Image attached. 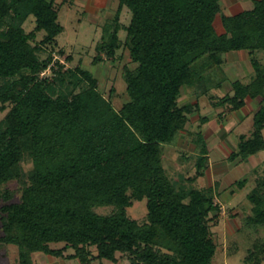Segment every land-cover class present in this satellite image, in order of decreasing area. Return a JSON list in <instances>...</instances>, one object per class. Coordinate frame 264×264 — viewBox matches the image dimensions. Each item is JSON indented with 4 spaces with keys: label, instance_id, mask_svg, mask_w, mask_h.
Listing matches in <instances>:
<instances>
[{
    "label": "trees",
    "instance_id": "16d2710c",
    "mask_svg": "<svg viewBox=\"0 0 264 264\" xmlns=\"http://www.w3.org/2000/svg\"><path fill=\"white\" fill-rule=\"evenodd\" d=\"M118 1L102 49L115 57L124 28V45L137 63L126 68L130 99L119 110L81 65L40 76L52 58L39 52L64 31L55 0H0V112L9 108L0 120V185L22 183L19 201L0 187V242L18 247L20 264H33L39 251L81 264L118 262V253L127 264H212L217 244L210 220L220 210L214 190L178 185L163 164V145L200 109L199 103L181 105L179 97L184 85L199 81L195 65L205 56L219 64L228 51L249 50L255 78L233 82L234 93L218 102L239 109L247 95H262L254 131L241 136L231 157L264 150V65L257 54L264 50V0L236 14L222 13V0ZM124 7L132 15L127 26L120 20ZM220 13L222 33L215 26ZM30 15L36 26L27 33ZM42 30L46 35L33 44ZM197 136L203 154L192 181L207 161V143L201 132ZM26 154L33 161L28 174ZM249 197V220L264 224V177ZM133 198L147 199V222L129 217ZM98 206L116 209L104 215Z\"/></svg>",
    "mask_w": 264,
    "mask_h": 264
},
{
    "label": "rangeland",
    "instance_id": "374dc122",
    "mask_svg": "<svg viewBox=\"0 0 264 264\" xmlns=\"http://www.w3.org/2000/svg\"><path fill=\"white\" fill-rule=\"evenodd\" d=\"M254 1L222 0L220 2L222 13L236 14L245 9H250L254 6ZM55 3L60 11L59 21L64 26V31L56 38L55 42L44 45L39 52L42 59L49 56L52 58L49 62L51 68L47 70V75L49 78L56 76L60 66L65 70L81 65V67L90 70L99 80V90L105 98L111 100L117 110L121 109L125 102L130 99L125 76L126 68L134 69L137 65L132 61L130 51L124 45L127 36L126 30L123 28L119 32L121 47L115 57L108 56L106 51L102 49L103 43L110 41V32L113 31V20L118 10L119 1L55 0ZM131 17L130 10L124 7L120 16L122 25L127 26ZM35 20V16L30 15L25 21L23 26L27 33L34 30ZM215 26L219 33L223 31L221 13L216 17ZM6 29L7 26H3V30ZM45 35V30L37 32L36 38L32 41L33 44L41 42ZM257 54L264 65V50L258 51ZM215 63L214 58L205 56L195 65V70L200 74L199 81L195 82V89L200 92L201 112L211 118L219 110L211 103L210 94L223 95L224 92L219 91L224 90V86L226 88L231 84L232 79L230 77L235 71L238 72L239 65L243 64L224 60L220 61L219 64L215 65ZM213 65L214 67L210 69L209 67ZM190 89L184 90L180 104L188 99ZM8 110L9 108L0 112V120L5 117ZM191 118L193 119L188 123L187 129H193L195 132L200 123L195 121L197 115ZM233 127L235 128V134L243 132L250 134L254 127L253 115L247 117L243 123L233 124ZM214 128L217 130L216 126L213 125V130L209 131L210 134L215 131ZM221 134L211 136L210 145L213 149L210 158L212 167L207 170L203 177H198L194 181L189 179L197 171V156L193 151L195 145L189 139L191 136L186 132L178 135L176 141L163 145V164L171 179L177 182L178 185L183 184L186 187L200 189L213 185V181L219 183L214 188V194L220 210L218 215L214 217L212 215L210 220L212 237L217 244V251L212 264H264V224L249 220V217L254 213V203L249 196L258 180L264 177V150L250 156L249 162L246 163L244 168L240 165H237V167L236 165L230 166L231 162L228 160V154L225 150H230L234 143L230 140L226 142L227 144L225 143L226 146L223 141L220 143L222 140H219ZM225 136L223 135L221 138H225ZM218 144H220V148L218 147L220 150L215 149ZM198 151L196 150V152ZM221 162H226L225 164L229 165L231 170L229 172H226L225 169L219 170L218 167ZM22 166L26 174L32 170L33 161L30 155H25ZM216 166L218 167L216 168ZM242 179H247L243 187L242 183L233 184L234 181ZM0 187L11 192V201L20 200L22 194L20 180H12L0 185ZM132 202L133 204L128 207L129 217L140 223L147 222V199L136 200L133 198ZM115 209V206H98L95 208L98 213L104 215L113 213ZM1 234L2 222L0 219ZM52 246L56 248L63 247L64 243H53ZM92 250L97 253L95 247H92ZM73 251L70 248L67 253ZM39 255L45 256V259L50 261V255L39 251L33 253L34 264L42 262V260H39ZM118 256L123 261H128L125 260L122 253H118ZM72 262L75 264L78 261L73 259ZM0 264H20L19 249L16 245H6L0 242ZM97 264H101L100 261ZM102 264L123 263L122 261L114 263L111 260L103 259Z\"/></svg>",
    "mask_w": 264,
    "mask_h": 264
},
{
    "label": "crops",
    "instance_id": "0c3cea01",
    "mask_svg": "<svg viewBox=\"0 0 264 264\" xmlns=\"http://www.w3.org/2000/svg\"><path fill=\"white\" fill-rule=\"evenodd\" d=\"M230 14H233V13H230ZM222 32H224V27H223ZM222 32H220V33H222ZM224 55H225V57H223ZM222 58L224 61L241 62L243 64L241 66L239 65L238 72L235 71L233 73L232 77H230L232 79L230 81L231 84L229 86H227L226 88L224 86V90L219 91V92H224L223 95H217L216 96V95L210 94L211 103L214 105V107H217L219 110V112L217 114H215V116H216V117L214 116L215 118L214 117L211 118V117H209V115H203L202 114L201 103L199 100L200 92H198V90L195 89L196 88L195 84L194 85H189V84L184 85L182 87L181 95L179 97V102H180L181 98L184 95L183 94L184 90L191 88L190 91H188V93H190V96L188 97V99H186V100L184 99L185 101L181 105L188 104V103H193V104L199 103V105H200V109L192 112L189 115V119L186 122L184 128H182L178 133V135H182L184 132H186L191 136V137H189V139H191V141L193 142V145H195V148L193 149V151H194V153H196L197 161H198V157L203 154L201 151V146H199V144L197 142V138H198L197 134L199 132H201V134L203 135V137L207 143L208 149H207V153H205L207 156V161L205 162V165L203 167V175H201L199 177H203L206 174L207 170L212 167V164H211L212 160L210 158L211 157V150L213 149L212 146L210 145V139H211L212 135H215V134L219 135V134H221V132H223L222 134L226 135V136H225V138H221V137H223V135L221 134V137L219 140H221V139L222 140L220 141V143L223 141V143L225 144L229 140L234 143L233 146L230 148V150H228V149L225 150L228 154L227 158L231 162L230 166L236 165V167H237V165H240V166H243V168H244L246 163L249 162V159H250L249 157L252 155H255V154H252L246 158H243L242 156H238L235 159H232L231 155L233 152L238 150V143L241 140V136L244 135L246 137H250L254 131V127H253L250 134H248L247 132L235 134L234 133L235 128L233 127V124L243 123L247 119V117H249L251 115H253V120H254L255 113L261 107V103H262V99H263L262 95H257L255 97L247 95V97L245 99V104L239 109H232V107L229 104H221L218 102L220 100V98H222L228 94L234 93L233 82L239 80V81L243 82L244 84H248V83L252 82V80L255 78L256 72H255V68L253 67V64L251 62L250 52L247 49L231 50V51L226 52L225 54H222ZM224 58H226V59H224ZM212 67H214V65L210 66L209 68L211 69ZM194 115H197V118L195 120L196 123L197 122L200 123L198 125V129L195 130V132L193 131V129L192 130L187 129V125L190 121H192L191 119H193V118H191V117H193ZM204 117H207L208 119L203 120ZM213 125L216 126L217 130H215V128H214L215 131L214 132L212 131V133L210 134L209 131L213 130ZM263 134H264V130H263ZM177 138L178 137H176V139ZM176 139H175V141H176ZM226 144H225V146H226ZM219 145L220 144H218L215 147L216 150L220 148ZM227 147H229V146L227 145ZM185 150L187 151V149H185ZM196 150H199V151L196 152ZM225 163L226 162L219 163V167L216 166V168L218 167L219 170L225 169V170H227L226 172H229L231 170V167ZM236 167H234V168H236ZM237 181L238 180L234 181L233 184H237ZM217 184H219V183L218 182L216 183V181H213V185H210L207 188L212 187L213 190H215L214 188H216ZM245 184H246V182H245ZM244 185H242V187ZM231 186H233V185H231ZM200 189H205V188H200ZM47 255H49V254H47ZM50 257H51L50 261H48L45 259V256L39 255V260H42V262H40V263H38V261H36V262L38 264H47V263H49V264H74L72 262L73 259H65L62 257H55L52 255H50ZM118 258H119L118 262H114V263H119L120 261H122L123 264L128 263V261H123L119 256H118ZM74 260L78 261L75 264H81V262L78 259H74ZM99 261L102 264L103 260H96L94 262V264H97V262H99ZM33 264H34V259H33Z\"/></svg>",
    "mask_w": 264,
    "mask_h": 264
},
{
    "label": "built area",
    "instance_id": "2783aa9c",
    "mask_svg": "<svg viewBox=\"0 0 264 264\" xmlns=\"http://www.w3.org/2000/svg\"><path fill=\"white\" fill-rule=\"evenodd\" d=\"M50 68H51V65H49L47 68H45L44 70H42L41 73H40V76L43 77V78L44 77H47L48 76L47 75V73H48L47 70H50Z\"/></svg>",
    "mask_w": 264,
    "mask_h": 264
}]
</instances>
